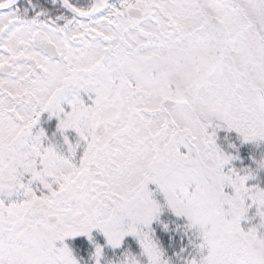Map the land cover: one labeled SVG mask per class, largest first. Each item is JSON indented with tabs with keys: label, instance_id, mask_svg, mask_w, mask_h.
<instances>
[{
	"label": "snow or ice",
	"instance_id": "obj_1",
	"mask_svg": "<svg viewBox=\"0 0 264 264\" xmlns=\"http://www.w3.org/2000/svg\"><path fill=\"white\" fill-rule=\"evenodd\" d=\"M0 264H264V0H0Z\"/></svg>",
	"mask_w": 264,
	"mask_h": 264
}]
</instances>
